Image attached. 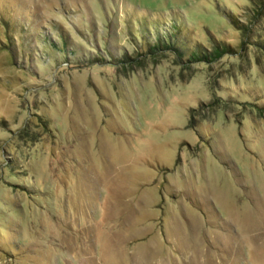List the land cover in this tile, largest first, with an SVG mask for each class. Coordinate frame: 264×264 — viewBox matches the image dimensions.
Listing matches in <instances>:
<instances>
[{"label": "rangeland", "instance_id": "obj_1", "mask_svg": "<svg viewBox=\"0 0 264 264\" xmlns=\"http://www.w3.org/2000/svg\"><path fill=\"white\" fill-rule=\"evenodd\" d=\"M262 1L0 0V264H264Z\"/></svg>", "mask_w": 264, "mask_h": 264}, {"label": "trees", "instance_id": "obj_2", "mask_svg": "<svg viewBox=\"0 0 264 264\" xmlns=\"http://www.w3.org/2000/svg\"><path fill=\"white\" fill-rule=\"evenodd\" d=\"M262 5L258 4L257 9L253 10L251 19H249L250 22L253 23L254 20H257L258 17L261 15L263 9H264V1L261 2ZM234 24L238 29L243 31V33L249 38L252 35V24H244L243 22L234 21ZM172 26V27H171ZM171 26H169L167 29L168 32H165V36H160L159 33L160 30L156 29V39L153 42L148 41L145 46L146 53H157L159 50H174L181 59L185 60V63L191 64L195 62H213L215 60H218L222 55L225 53H228L231 51V48L229 45L225 43L217 44L211 48V50H206L202 48L199 44L194 45V47H190L186 45V37L183 34V30L181 26L177 25L176 23H172ZM158 27V26H157ZM159 28V27H158ZM147 25L143 27L141 30L143 33L141 34V37L148 36L147 34H150L151 31L148 30ZM153 31V30H152ZM145 33V34H144ZM254 33V32H253ZM9 37V36H8ZM7 37V38H8ZM149 37V36H148ZM162 37V38H161ZM260 43V42H259ZM258 43V44H259ZM257 44V45H258ZM3 45L6 46L7 49H9L11 52H14L15 46L11 39H8ZM52 47H57L56 43H53ZM132 57L125 55L124 58L119 59V62H126L131 60ZM192 123V122H191ZM193 126V123H192Z\"/></svg>", "mask_w": 264, "mask_h": 264}]
</instances>
